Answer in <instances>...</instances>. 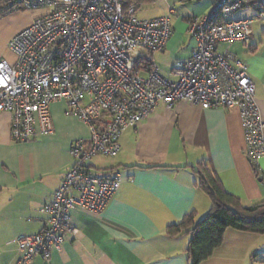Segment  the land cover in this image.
<instances>
[{
	"label": "built area",
	"instance_id": "built-area-1",
	"mask_svg": "<svg viewBox=\"0 0 264 264\" xmlns=\"http://www.w3.org/2000/svg\"><path fill=\"white\" fill-rule=\"evenodd\" d=\"M211 11L188 17L196 47L179 62L175 80L161 75L153 54L163 53L172 36L168 16L141 20L125 0H27V9L47 8L10 41L13 63L0 61V114L12 116L15 142L53 133L50 106L65 101L87 125L88 141L70 148L72 166L61 187L41 212L42 230L18 240L17 264L35 257L48 260L61 251L65 236L77 234L72 212L102 214L122 184L118 170L94 172L98 156L115 157L120 138L137 129L160 103L173 108L189 103L204 109L223 108L240 114L245 154L256 175L264 158V122L247 66L221 44L248 45L252 20H235L247 7L264 9V0H205ZM176 13L170 8L169 14Z\"/></svg>",
	"mask_w": 264,
	"mask_h": 264
},
{
	"label": "crops",
	"instance_id": "crops-1",
	"mask_svg": "<svg viewBox=\"0 0 264 264\" xmlns=\"http://www.w3.org/2000/svg\"><path fill=\"white\" fill-rule=\"evenodd\" d=\"M195 4V15L185 13L184 20L204 15L203 8L211 6L205 0ZM48 11L27 9L0 18V61L14 62L11 39ZM177 11L165 15L172 24L166 50L153 54L161 75L170 80H175L177 64L196 47L189 33L176 29ZM228 44L219 45L218 51L232 53L247 66L264 122V58L257 55L256 46H250L244 59L239 58L225 47ZM50 113L53 133L24 143L11 137L12 116L0 114V264H17L18 240L42 230L45 215L41 209L72 166V144L90 138L87 125L71 113L65 101L53 103ZM120 143L121 152L108 166L90 163L94 172L118 170L122 174L121 187L105 211L93 216L74 210L72 224L77 234H67L61 251L53 252L48 260L37 256L31 264H188L190 237H169L166 231L191 214L199 221L212 208L211 198L198 185L196 171L201 167L214 173L243 206L264 201V182L245 154L237 110L204 109L185 102L168 108L160 103L137 129L124 132ZM259 167L264 177V158ZM202 264H264V235L229 229L223 244Z\"/></svg>",
	"mask_w": 264,
	"mask_h": 264
},
{
	"label": "trees",
	"instance_id": "trees-1",
	"mask_svg": "<svg viewBox=\"0 0 264 264\" xmlns=\"http://www.w3.org/2000/svg\"><path fill=\"white\" fill-rule=\"evenodd\" d=\"M27 0H0V18L14 11H26ZM137 2V3H136ZM141 0H125V9L138 5ZM198 185L209 195L213 206L199 221L188 215L180 224L167 229L169 237L189 236L186 248L188 264H202L211 258L223 244L229 229L264 235V201L245 207L228 193L220 179L206 167L196 171Z\"/></svg>",
	"mask_w": 264,
	"mask_h": 264
},
{
	"label": "rangeland",
	"instance_id": "rangeland-1",
	"mask_svg": "<svg viewBox=\"0 0 264 264\" xmlns=\"http://www.w3.org/2000/svg\"><path fill=\"white\" fill-rule=\"evenodd\" d=\"M195 1L196 0H191L190 2L179 3L176 0H141V2H138V5H136V15L141 20L154 19L168 15L169 8H174L175 10H178V14L175 17L180 19L176 29L178 32L186 34L188 33L189 22L184 20V15L185 13L194 14V8L196 5ZM46 7L50 8V6ZM179 9H183L185 12L183 13ZM203 9L205 10L204 15L208 14L211 11V6ZM175 17L174 19H176ZM234 19L252 20V36L248 45L233 43L225 45V47L231 52L237 54L239 58L244 59L243 56L249 54L250 46H256L257 55L264 58V9L260 7H247L236 13ZM174 21L175 20H173V23ZM185 40H187L186 37ZM111 158L113 159V157L98 156V158L96 157L93 159L92 164L96 163L98 167L103 168L111 163Z\"/></svg>",
	"mask_w": 264,
	"mask_h": 264
}]
</instances>
